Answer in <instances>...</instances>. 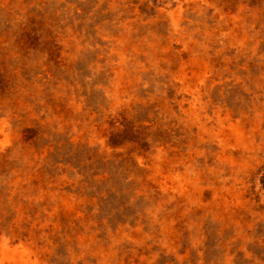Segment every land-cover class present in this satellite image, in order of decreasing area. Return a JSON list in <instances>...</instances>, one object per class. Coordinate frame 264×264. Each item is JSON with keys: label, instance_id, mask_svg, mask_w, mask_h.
<instances>
[{"label": "rangeland", "instance_id": "obj_1", "mask_svg": "<svg viewBox=\"0 0 264 264\" xmlns=\"http://www.w3.org/2000/svg\"><path fill=\"white\" fill-rule=\"evenodd\" d=\"M0 264H264V0H0Z\"/></svg>", "mask_w": 264, "mask_h": 264}]
</instances>
